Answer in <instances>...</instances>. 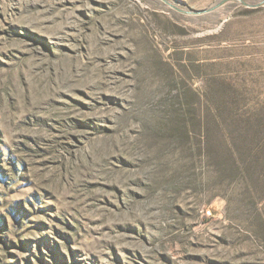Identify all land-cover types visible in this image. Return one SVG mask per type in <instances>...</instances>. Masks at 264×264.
<instances>
[{
  "label": "rangeland",
  "instance_id": "rangeland-1",
  "mask_svg": "<svg viewBox=\"0 0 264 264\" xmlns=\"http://www.w3.org/2000/svg\"><path fill=\"white\" fill-rule=\"evenodd\" d=\"M0 264H264V0H0Z\"/></svg>",
  "mask_w": 264,
  "mask_h": 264
}]
</instances>
